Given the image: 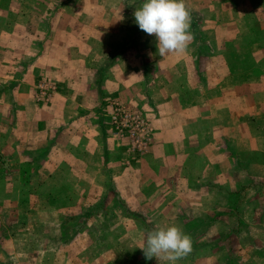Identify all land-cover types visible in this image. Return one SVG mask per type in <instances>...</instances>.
I'll return each instance as SVG.
<instances>
[{
	"label": "crops",
	"instance_id": "obj_1",
	"mask_svg": "<svg viewBox=\"0 0 264 264\" xmlns=\"http://www.w3.org/2000/svg\"><path fill=\"white\" fill-rule=\"evenodd\" d=\"M141 3L0 0V251L28 253L0 264H75V235L57 236L75 234L72 216L87 235L95 219L97 228L115 219L107 233L117 240L103 250L119 253L135 224H148L136 199L151 217L211 193L220 232L249 216L264 233V0H184L190 39L164 57L134 22ZM114 96L156 128L149 152L130 162L129 139L111 132Z\"/></svg>",
	"mask_w": 264,
	"mask_h": 264
},
{
	"label": "rangeland",
	"instance_id": "obj_2",
	"mask_svg": "<svg viewBox=\"0 0 264 264\" xmlns=\"http://www.w3.org/2000/svg\"><path fill=\"white\" fill-rule=\"evenodd\" d=\"M107 43L108 47H114L117 46V41L110 39ZM101 43V42H100ZM151 44L150 41L143 40L141 42L142 48L144 49L147 45ZM126 45V44H125ZM115 51H117L115 49ZM100 75V73H99ZM114 103L113 105H110V109L113 108L120 117H124L125 113L128 114V117L126 118V122L128 123V128L123 130L122 135L114 136L116 137H123L126 139H129V147H127V152L125 154V160L127 162L133 161L135 157L138 155H145L149 152V145H151V142L153 141L154 135H155V125L153 123V119L148 114L141 113L144 117L149 119V122L146 120H142L137 116V113H133L132 110L126 104H123L122 102L118 101V98L116 96L110 98ZM106 106V105H105ZM108 106V104H107ZM113 110V111H114ZM111 111V113L113 112ZM115 114V113H114ZM113 115V114H112ZM112 115L110 121L114 126H112L111 132L115 131V123L112 121ZM108 120V122L110 123ZM111 124V123H110ZM152 126V127H151ZM110 127V126H109ZM130 127L134 128L136 130L137 136H133L130 133ZM114 128V130H113ZM142 138L145 143H143V147H138V139ZM221 153H225L221 152ZM227 154H222L224 159V162L227 163ZM213 161H206L207 164V175L214 177V174L217 173L216 179L218 181H221L224 179L223 173H218L213 164ZM216 171V172H215ZM257 171V170H256ZM260 171V170H258ZM222 172V171H221ZM209 177H207L208 179ZM143 193H149V191H145ZM215 197L211 193H207L205 198H200L199 200L193 201V202H187L186 210L180 209V211L176 210H166L164 211V214L158 215V216H148L151 212L150 205L148 201L141 202L137 199L135 201L130 200L128 203L134 207L135 213H138L139 211L143 214V220L147 221V225H145L143 222L141 223V226L139 224H135L136 228H140L135 234L129 233L127 235L126 241L127 244L125 245L124 249H122L119 253H117L118 250L115 251H109L111 253L106 254L103 250V245L109 243L113 244L117 240V234L116 232H110L107 233V231L115 225L116 220L111 219L109 222L106 223V226L101 228H97L95 226V223L98 221V219H95L93 221V235L85 234V233H78L80 227L79 225H83L84 223V217L80 216H72L70 225L72 230L75 232V234L72 233H66L60 237V235H57L61 241V239L66 238L67 235H75V244L73 246V256H75V259L73 262L79 263L80 259L84 260L82 263L87 262L88 264H91V261H94V264H101V262L104 259H115L120 258V264H169L167 261L161 260L160 262L155 258L146 259L145 255L143 253L142 247L145 246L147 234L154 230L156 227H166L168 225H176L178 226L184 233H186L190 239H191V251L186 255L178 259L177 261L173 262V264H264V233L257 231L255 229L256 225L254 222L251 221V218L248 216L244 220L245 221H237L234 218H229V216L237 217L239 216L238 212L231 213L229 215V211L227 212V218L229 220L225 223V232L218 229L217 224V216L213 213L214 208L212 205L214 204ZM127 202H122V204H126ZM127 203V204H128ZM184 203L178 202L176 205L181 206ZM178 208V207H177ZM176 208V209H177ZM247 209L246 206H242L240 209V212ZM129 210V209H128ZM228 210V208H227ZM216 211V209H215ZM258 211V209H257ZM256 211V214L258 212ZM217 212V211H216ZM177 214H180L179 216H176ZM183 214V216H181ZM253 217V214L248 212ZM175 215V216H173ZM181 216V217H180ZM88 224H91L89 220L87 219ZM152 224V226L150 225ZM251 225V228L249 227V224ZM55 224L50 223L47 224L46 229L50 232V228L53 229ZM68 225V224H67ZM92 225V224H91ZM239 226L238 231L239 233L234 236L233 230L235 229L234 226ZM247 225L250 229L253 230L252 233L247 234L245 227ZM58 226V224H57ZM56 226V228H57ZM264 226V223H263ZM78 227V228H77ZM134 225L132 224L129 229L133 228ZM232 228V229H231ZM126 229V228H125ZM231 230V231H230ZM111 231V230H110ZM126 234V233H125ZM90 235V236H89ZM50 237H54L53 235H49ZM86 236L91 238L93 241L86 242ZM226 239L229 243L232 241L236 243L234 246V249H228L223 244V239ZM55 239V238H54ZM251 240L257 241V244L250 245ZM140 243V244H139ZM7 252L3 253L0 251V261L5 260L6 256L12 257V259L20 258L22 255H27L26 252H16L11 251L10 255H6ZM9 254V253H8ZM19 254V255H17ZM44 259L46 260H54L55 257L53 254L50 256L44 255ZM33 260L37 261L33 258ZM14 261V260H13ZM41 262V261H39ZM103 263V262H102ZM52 264V262H51Z\"/></svg>",
	"mask_w": 264,
	"mask_h": 264
},
{
	"label": "clouds",
	"instance_id": "obj_3",
	"mask_svg": "<svg viewBox=\"0 0 264 264\" xmlns=\"http://www.w3.org/2000/svg\"><path fill=\"white\" fill-rule=\"evenodd\" d=\"M133 16L140 30L154 34L160 57L186 48L190 36L189 13L184 0H142ZM141 249L146 259L155 257L159 262L173 264L191 251V239L174 224L156 227L147 234Z\"/></svg>",
	"mask_w": 264,
	"mask_h": 264
},
{
	"label": "built area",
	"instance_id": "obj_4",
	"mask_svg": "<svg viewBox=\"0 0 264 264\" xmlns=\"http://www.w3.org/2000/svg\"><path fill=\"white\" fill-rule=\"evenodd\" d=\"M128 117V114L125 113L124 117H120L118 114L112 115V121L116 124L115 125V131L114 136L122 135L123 130L128 128V123L126 122V118ZM130 133L133 136H137L136 130L132 127H130ZM138 147H143L144 140L142 138L138 139Z\"/></svg>",
	"mask_w": 264,
	"mask_h": 264
}]
</instances>
